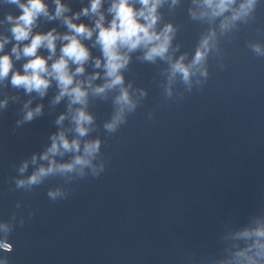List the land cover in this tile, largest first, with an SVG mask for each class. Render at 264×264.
<instances>
[{
    "label": "clouds",
    "instance_id": "clouds-1",
    "mask_svg": "<svg viewBox=\"0 0 264 264\" xmlns=\"http://www.w3.org/2000/svg\"><path fill=\"white\" fill-rule=\"evenodd\" d=\"M9 3L16 5L19 15L9 13L6 21L11 25L10 31L12 38L17 41V45L12 48V54L16 60L22 56L27 59L23 64V71H13L12 55H0V81L9 78L11 73L10 84L14 88H22L26 93L36 92L43 97L53 80L56 81L59 88V94L55 97L54 102H59L63 97L69 98L71 105H81L75 110L72 117L75 124V132L77 138L71 141L66 137L63 131L51 137L52 143L47 151L40 157L42 160L48 161V166L39 167L27 180H17V188L32 189L44 183L49 177H65L69 174L82 179L91 175L99 177L106 168V163L101 157L102 141L100 139L88 140L84 142L83 153L75 155L74 159L68 163H57L51 157L57 154L63 156L65 153H80L81 141L79 138L85 137L92 130L91 125L94 118L85 111L88 102V89L92 88V80L99 77V73L94 74L88 81H76L75 77L84 72V65L90 59L91 53L88 47L82 42L83 40H91L93 33H96L95 45H99L103 63L100 58L95 59L94 66L104 69L105 83L92 88L94 95H102L106 90L118 88L120 94L116 97L114 103L117 105L111 119L104 123V130L109 133H115L118 129L126 124L128 116L135 112L140 104V99L146 97L147 93L142 91L140 99H133L127 88L124 87V77L122 70L127 68L130 61L129 53L144 49L143 59L154 63L158 58L169 63V86L165 88V97L171 99L173 93L171 83L179 77L182 83L187 87L188 92L192 91L193 78L199 76L207 78L208 71L206 63L208 55L211 51L218 52V44L216 42V32H210L202 37L193 59L189 64L184 63V56L178 60L172 61L169 55L174 29L171 25L157 32L156 25L159 20L157 9L164 0H138L141 5L140 9L134 6L133 0H112L108 8L112 19L105 24V15L101 11L103 0H90V6L83 8L81 12L75 13L72 17L65 16L70 8L61 3V0H54L56 5L55 13L49 14L48 6L45 0H8ZM176 3V0H173ZM194 4L203 9L199 15L192 12L193 18L215 20L221 19V33L226 32L234 25L237 20L246 19L254 10L257 0H242L237 5V0H193ZM231 13L230 16L225 15ZM97 16L94 27H89L84 23H74V19L80 16ZM45 16L49 20L63 19V24L68 32L61 35L53 28L47 32H36L33 29L37 25L39 17ZM8 37L0 39V52L3 51L4 45L8 42ZM62 41L60 48V56L55 59L51 65L48 61L56 55L57 41ZM29 41L21 49L19 42ZM44 48L49 55L44 57L38 55V51ZM253 50L257 55H264V50L259 45H253ZM70 64L76 65L72 71ZM200 85V81H196ZM87 84V87L84 85ZM131 87V85H129ZM180 98H183L181 94ZM7 101L0 102V107L6 106ZM24 105L27 109L23 122H31L34 118L42 114V105H37L34 109H29L28 104ZM151 118V113H149ZM65 119L61 115L57 124ZM35 164L36 157H32ZM28 167L25 162L19 171L25 172ZM88 171H85V170ZM48 197L52 201L67 199L70 190L65 191L61 188L50 189L47 192ZM34 212H29V219ZM21 226L25 221L21 220ZM0 230L5 233L4 239H0V250L5 253L13 251V245L8 242L7 233L11 231L7 224L0 225ZM236 239L243 241V246L237 244L236 251L232 253L225 264H264V222L257 221L256 227H246L236 234ZM7 264V260L4 261Z\"/></svg>",
    "mask_w": 264,
    "mask_h": 264
}]
</instances>
